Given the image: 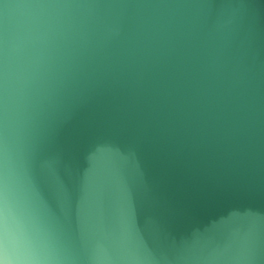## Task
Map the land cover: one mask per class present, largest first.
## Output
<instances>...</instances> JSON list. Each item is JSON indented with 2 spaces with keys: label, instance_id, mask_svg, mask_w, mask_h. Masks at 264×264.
<instances>
[{
  "label": "water",
  "instance_id": "water-1",
  "mask_svg": "<svg viewBox=\"0 0 264 264\" xmlns=\"http://www.w3.org/2000/svg\"><path fill=\"white\" fill-rule=\"evenodd\" d=\"M0 264H264V0H0Z\"/></svg>",
  "mask_w": 264,
  "mask_h": 264
}]
</instances>
